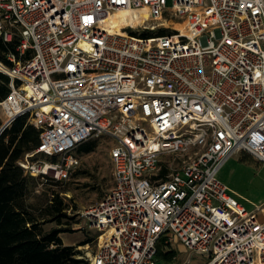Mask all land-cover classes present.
Segmentation results:
<instances>
[{
    "label": "built area",
    "instance_id": "1",
    "mask_svg": "<svg viewBox=\"0 0 264 264\" xmlns=\"http://www.w3.org/2000/svg\"><path fill=\"white\" fill-rule=\"evenodd\" d=\"M120 10L147 17L118 33ZM162 20L182 28L135 31ZM0 38L18 40L4 125L27 114L40 130L27 173L62 182L79 144L114 141V185L82 212L103 236L89 264H191L160 263L161 238L200 264H264V204L217 177L240 152L264 162V0H0Z\"/></svg>",
    "mask_w": 264,
    "mask_h": 264
},
{
    "label": "trees",
    "instance_id": "2",
    "mask_svg": "<svg viewBox=\"0 0 264 264\" xmlns=\"http://www.w3.org/2000/svg\"><path fill=\"white\" fill-rule=\"evenodd\" d=\"M144 37H151L148 33ZM18 40L5 42L0 38V68L11 66L7 55L16 53ZM30 56V52L26 57ZM11 77L0 70V102L10 92ZM4 119L0 114V129ZM40 130L28 120V115L16 117L0 133V264H89L79 257L73 245H65L60 236L69 231L63 227L69 203L62 190L55 189L60 181L34 177L18 163L40 142ZM94 140H86L75 149L89 153L95 149ZM41 187V188H40ZM58 226L49 230L45 224ZM82 243H85L83 241ZM176 256L172 244L161 238L156 258L160 263H171Z\"/></svg>",
    "mask_w": 264,
    "mask_h": 264
},
{
    "label": "rangeland",
    "instance_id": "3",
    "mask_svg": "<svg viewBox=\"0 0 264 264\" xmlns=\"http://www.w3.org/2000/svg\"><path fill=\"white\" fill-rule=\"evenodd\" d=\"M117 24L137 23L144 20L147 15L141 11L133 12L118 18L113 15ZM160 23V24H159ZM154 28L151 29V25ZM147 29H136L135 31L146 32L151 37H160L165 34L177 32L181 25L177 22H148ZM125 32H132V29L125 28ZM121 33V31H120ZM0 114L6 121V115L0 106ZM89 140V139H88ZM95 149L89 153H79L74 150L78 159V165L72 170L70 176L61 182L55 189L62 190L65 201L70 205L68 215L71 218L65 219L63 227L69 231L60 234L65 245H73L80 251L79 257L89 261L96 253L103 241L102 233L90 227L88 220L82 216V212L98 204L114 185L113 163L110 158V149L114 141L108 136L92 137ZM218 179L227 185L229 192L238 199L248 210L257 205L264 204V162L255 159L246 152H240L229 157L217 173ZM48 179H41L45 182ZM41 188V187H40ZM261 216V212L256 213ZM58 226L54 222L45 224L49 230ZM85 241V243H82ZM176 251L177 263L190 259L191 264H200L209 259L207 254L193 253L180 241L172 242Z\"/></svg>",
    "mask_w": 264,
    "mask_h": 264
},
{
    "label": "bare ground",
    "instance_id": "4",
    "mask_svg": "<svg viewBox=\"0 0 264 264\" xmlns=\"http://www.w3.org/2000/svg\"><path fill=\"white\" fill-rule=\"evenodd\" d=\"M138 11H141V10H120V11L115 12L114 14L118 18H123V16H125V15H130L133 12H138ZM141 12H143L147 15V12L145 10H142ZM114 14H110L109 17L107 18V25L111 28L112 31L120 33L121 25L116 23V21L113 17ZM180 28H182V25Z\"/></svg>",
    "mask_w": 264,
    "mask_h": 264
},
{
    "label": "water",
    "instance_id": "5",
    "mask_svg": "<svg viewBox=\"0 0 264 264\" xmlns=\"http://www.w3.org/2000/svg\"><path fill=\"white\" fill-rule=\"evenodd\" d=\"M7 125H3L0 129V133L3 131V129L6 127Z\"/></svg>",
    "mask_w": 264,
    "mask_h": 264
},
{
    "label": "crops",
    "instance_id": "6",
    "mask_svg": "<svg viewBox=\"0 0 264 264\" xmlns=\"http://www.w3.org/2000/svg\"><path fill=\"white\" fill-rule=\"evenodd\" d=\"M258 206V205H257Z\"/></svg>",
    "mask_w": 264,
    "mask_h": 264
}]
</instances>
